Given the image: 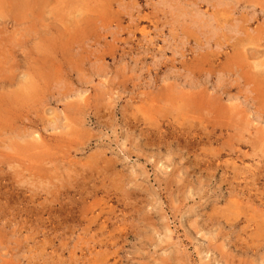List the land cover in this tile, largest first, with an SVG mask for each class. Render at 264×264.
Returning a JSON list of instances; mask_svg holds the SVG:
<instances>
[{
  "label": "rangeland",
  "instance_id": "obj_1",
  "mask_svg": "<svg viewBox=\"0 0 264 264\" xmlns=\"http://www.w3.org/2000/svg\"><path fill=\"white\" fill-rule=\"evenodd\" d=\"M0 264H264V0H0Z\"/></svg>",
  "mask_w": 264,
  "mask_h": 264
},
{
  "label": "bare ground",
  "instance_id": "obj_2",
  "mask_svg": "<svg viewBox=\"0 0 264 264\" xmlns=\"http://www.w3.org/2000/svg\"><path fill=\"white\" fill-rule=\"evenodd\" d=\"M193 106V105H192Z\"/></svg>",
  "mask_w": 264,
  "mask_h": 264
}]
</instances>
